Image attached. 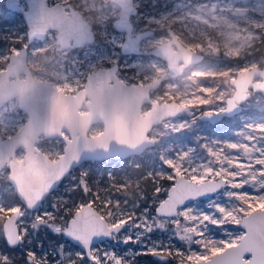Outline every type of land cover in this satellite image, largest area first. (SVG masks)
Returning <instances> with one entry per match:
<instances>
[{
  "label": "rangeland",
  "instance_id": "obj_1",
  "mask_svg": "<svg viewBox=\"0 0 264 264\" xmlns=\"http://www.w3.org/2000/svg\"><path fill=\"white\" fill-rule=\"evenodd\" d=\"M55 3L70 4L82 13L95 31V40L83 47L57 51L56 30L47 32L43 41H27V27L22 15L12 18L4 14L5 0H0V71L7 67L12 49H28V66L38 80H46L65 93L75 94L84 88L86 76L99 67L108 68L118 64V76L126 84H148L160 76L167 79L152 91L150 97L157 102L175 101L188 106L193 115L169 118L154 126L149 136L155 144L141 155L122 161L112 159L88 161L75 168L51 193L50 198L62 196L69 201L68 211L76 206H94L108 223L116 219H127L128 215L138 213L135 205L153 196L156 184L168 187L169 173L178 170L187 174L190 168L207 164L210 161L231 157L230 165L222 164L228 176L234 175L242 180L249 198L258 199L263 195L260 189L264 180V163L256 168L255 160L264 161V95L260 91L249 90V96L241 102V111L230 117H223L215 123L204 121L205 112L217 113L226 106L225 99L231 97L234 88L230 81L237 73L253 67L264 68V0H134L140 8L131 16L133 35L146 28L155 34L143 40L141 55H124L121 44L125 33L118 32L113 26L118 19L120 8L110 0H48ZM20 5L27 9L24 0ZM171 28L178 40L187 48L204 56V62L188 66L181 75L174 76L162 58L149 54L162 42L168 40L167 29ZM17 52V51H15ZM219 62H216V61ZM260 78L254 79V82ZM194 95H197L194 97ZM201 97L200 100L197 98ZM150 103L142 106V113L150 108ZM87 109L83 106L81 113ZM27 114L19 109L17 98L8 101L0 113V132L2 138L12 137L25 123ZM103 124L96 123L90 128V136L102 132ZM64 137H69L66 131ZM262 144L257 158V148ZM65 143L62 138L46 139L42 136L37 148L55 160L63 153ZM225 149V150H224ZM23 149L16 152L22 159ZM251 157V158H249ZM215 165V164H214ZM182 166L178 169V167ZM86 175L87 194L77 188L75 194L70 189ZM9 170L4 167L0 172V206L10 209L17 197L9 181ZM242 177V179H241ZM258 182L260 185H258ZM18 198V197H17ZM206 208V202L201 203ZM250 213L259 209L255 202L245 204ZM127 214V215H125ZM233 232L242 231L238 226H227ZM210 235L223 237L215 226H209ZM149 240L165 241L163 233L150 236ZM187 256L200 255L204 249L193 244L191 248L174 241ZM97 247L117 254L143 252L138 245H125L118 242L103 241ZM211 256V253H205ZM22 255V250L13 253ZM136 264H176L175 249L170 260L163 261L151 255L135 257Z\"/></svg>",
  "mask_w": 264,
  "mask_h": 264
},
{
  "label": "water",
  "instance_id": "obj_2",
  "mask_svg": "<svg viewBox=\"0 0 264 264\" xmlns=\"http://www.w3.org/2000/svg\"><path fill=\"white\" fill-rule=\"evenodd\" d=\"M24 1L27 9L20 5V0H5V6L22 14L29 43L42 41L50 30L57 31L58 51L83 47L95 40L92 25L70 4L48 5V0ZM111 1L120 7L119 17L113 22L114 28L126 33L121 52L124 55L142 53L141 41L152 36V30L132 36L130 17L137 12L133 0ZM169 33L171 39L149 53L165 60L173 75L179 76L186 67L197 66L204 56L185 47L171 29ZM27 58L28 50L23 46L9 55L7 67L0 71V113L3 106L16 97L19 109L27 114L25 123L12 137L2 138L0 132V172L4 167L8 168L9 181L18 198L19 195H32L35 187L43 189L49 184L54 185V191L72 170L88 161H122L141 155L155 144L154 138L149 136L154 126L169 118L193 115L188 106L175 101L157 102L151 99L150 93L167 79L166 76L148 84H126L117 74L118 64H113L89 73L84 88L69 94L49 81L36 79ZM256 78L260 80L254 82ZM230 83L234 92L224 100L225 108L217 113H203L202 120L215 123L223 117L239 113L240 104L248 98L249 90L260 91L264 95V68L241 70ZM145 103L151 106L146 113H142ZM83 106L87 111L81 113ZM96 123L103 124L102 132L90 136L88 132ZM63 131L69 137H64ZM42 136L46 139L59 137L64 141L63 153L57 159H50L37 148ZM19 149L24 151L22 159L16 157ZM60 176L63 179L55 186ZM82 207H91L103 217L90 204ZM250 214L259 216L262 213L255 209Z\"/></svg>",
  "mask_w": 264,
  "mask_h": 264
},
{
  "label": "snow or ice",
  "instance_id": "obj_3",
  "mask_svg": "<svg viewBox=\"0 0 264 264\" xmlns=\"http://www.w3.org/2000/svg\"><path fill=\"white\" fill-rule=\"evenodd\" d=\"M3 12L12 18L20 15L8 8ZM86 175L70 189L73 194L77 188L85 194L90 191ZM227 176L222 164L218 170L211 161L190 168L186 175L180 170L169 173L168 187L156 184L150 200L135 205L138 213L127 219L109 213L114 223L106 222L91 207L76 206L68 211L67 199L50 198L53 184L35 187L32 195L18 194L13 208L0 206V264H136L135 257L143 255L170 260L174 249L177 264H264V197L243 195L249 189ZM62 179L60 176L55 186ZM255 190L262 191L264 186ZM254 199L260 205L259 216L244 207ZM203 202L206 208L200 206ZM229 225L242 231L233 232ZM209 226L217 227L226 238H214ZM158 233L167 237V243L149 240ZM100 240L138 245L146 251L121 255L97 247ZM174 241L189 248L200 245L204 252L186 256ZM17 250H22L19 257L13 255Z\"/></svg>",
  "mask_w": 264,
  "mask_h": 264
},
{
  "label": "bare ground",
  "instance_id": "obj_4",
  "mask_svg": "<svg viewBox=\"0 0 264 264\" xmlns=\"http://www.w3.org/2000/svg\"><path fill=\"white\" fill-rule=\"evenodd\" d=\"M216 62H219L218 60L216 61ZM195 96H197V95H194V97ZM198 100H200L201 99V97H199V98H197ZM264 127V123L260 126V128H263ZM225 150V149H224ZM257 150V158H259V156H260V154L258 153L260 150H263V146H262V144H260L259 146H258V148L256 149ZM249 158H251V157H249ZM231 157L229 156V155H225V156H223L221 159L219 158V159H217V160H214V164H215V166H217V169H218V164L219 163H223V164H227V165H230V163H231ZM255 163V166H256V168H258L259 167V160L257 159V160H255L254 161ZM230 181H234V182H237V183H241V181L242 180H244V179H242V180H237V178L236 177H234V175H232V176H230L229 178H228ZM258 185H260L259 184V182H258ZM261 186H264V184H261ZM263 192H264V190H263ZM263 195H264V193H263ZM261 197H264V196H261Z\"/></svg>",
  "mask_w": 264,
  "mask_h": 264
},
{
  "label": "flooded vegetation",
  "instance_id": "obj_5",
  "mask_svg": "<svg viewBox=\"0 0 264 264\" xmlns=\"http://www.w3.org/2000/svg\"><path fill=\"white\" fill-rule=\"evenodd\" d=\"M110 1H111V0H110ZM111 2H112V1H111ZM133 2H134V0H133ZM134 6H135V4H134ZM135 7L137 8V12H136V14H137L138 11L140 10V8H138L137 6H135ZM119 8H120V7H119ZM19 14H20V13H19ZM136 14H134V15H136ZM20 15H22V14H20ZM134 15H132V16H134ZM22 18H23V16H22ZM130 18H131V17H130ZM130 21H131V20H130ZM131 23H132V22H131ZM113 26H114V25H113ZM132 26H133V24H132ZM169 29H171V28H168V29H167V32H168L170 38H169L168 40H166V41H169V40L171 39V36H170V33H169ZM93 30H94V29H93ZM133 30H134V28H133ZM146 30H152L153 35L155 34L154 30H153V29H150V28H146V29H144V30H142V31H139V32H143V31H146ZM171 30H172V29H171ZM27 31H28V30H27ZM172 31H173V30H172ZM56 32H57V31H56ZM139 32H138V33H139ZM173 32H174V31H173ZM138 33H137V34H138ZM46 34H47V33H46ZM46 34H45V36H46ZM94 34H95V31H94ZM125 34H126V33H125ZM174 34H175V33H174ZM56 35H57V34H56ZM135 35H136V34H135ZM135 35H133V31H132V36H135ZM153 35H152V36H153ZM45 36H44V38H45ZM152 36H150V37H152ZM124 37H125V36H124ZM150 37H148V38H150ZM145 39H146V38H145ZM43 40H44V39H43ZM43 40H42V41H43ZM143 40H144V39H143ZM143 40L141 41V43L143 42ZM27 41H28V38H27ZM34 41H40V40H34ZM34 41H33V42H34ZM166 41H164V42H166ZM33 42H31V43H33ZM93 42H94V41H93ZM28 43H29V42H28ZM31 43H29V44H31ZM56 43H57V42H56ZM162 43H163V42H162ZM57 45H58V44H57ZM86 45H87V44H86ZM158 46H159V45H158ZM158 46H157V47H158ZM157 47H156V48H157ZM78 48H79V47H78ZM140 49H141V45H140ZM153 49H155V48H153ZM173 49H174V50L177 49L175 45H173ZM27 50H28V49H27ZM56 50H57V47H56ZM151 50H152V49H151ZM57 51H58V50H57ZM141 51H142V50H141ZM148 53H149V52H148ZM28 54H29V53H28ZM141 54H144V52L142 51V53H140V54H130V55H141ZM149 54H150V53H149ZM152 55H153V54H152ZM155 56H156V55H155ZM27 59H28V58H27ZM203 62H204V57H203V60H202L199 64H201V63H203ZM199 64H198V65H199ZM192 65H195V64H192ZM186 68H187V67H186ZM186 68H185V69H186ZM185 69H184V70H185ZM117 72H118V70H117ZM162 83H163V82H162ZM159 87H160V86H159ZM155 90H156V89H155ZM150 94H151V93H150ZM43 137H44V136H43Z\"/></svg>",
  "mask_w": 264,
  "mask_h": 264
},
{
  "label": "trees",
  "instance_id": "obj_6",
  "mask_svg": "<svg viewBox=\"0 0 264 264\" xmlns=\"http://www.w3.org/2000/svg\"><path fill=\"white\" fill-rule=\"evenodd\" d=\"M15 198H17V197H15Z\"/></svg>",
  "mask_w": 264,
  "mask_h": 264
}]
</instances>
